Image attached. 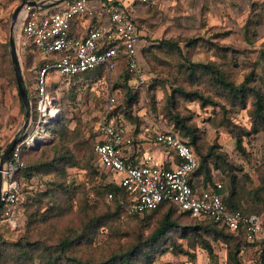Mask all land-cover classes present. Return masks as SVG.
Listing matches in <instances>:
<instances>
[{"label": "rangeland", "instance_id": "374dc122", "mask_svg": "<svg viewBox=\"0 0 264 264\" xmlns=\"http://www.w3.org/2000/svg\"><path fill=\"white\" fill-rule=\"evenodd\" d=\"M22 1L0 0V143L5 147L25 119L9 45L12 15ZM133 8L141 31L140 62L147 77L132 109L133 115L141 118L140 127L144 129L158 123L162 128H171L175 125L171 111L189 116L199 127L200 143L204 148L218 144V149L243 163L251 173L249 187L257 186L259 167L264 162V130L243 136V145L251 153V156L244 155L223 123L228 118L241 128L251 129L252 98L246 107L229 105L213 78L200 72L191 74L187 66L190 61L213 62L236 82L255 72L258 83L264 84V0L135 1ZM19 32L20 24L15 32L17 40ZM165 40L176 42L178 46H171ZM18 49L26 85L32 89L38 66L37 54L19 43ZM97 70H89L77 81L60 75L56 80L49 75V84L58 83L56 104H61V113L55 121L61 119L67 127L64 135L60 134L56 139L48 131L27 146L25 160L28 166L39 167L31 170V176L23 172L20 177L24 200L17 209V226L0 220V237L7 241L22 237L36 245L39 242L57 245L62 239L72 238L66 256L77 257L81 262L92 260L94 264L122 253L139 237L144 239L162 217V214L149 217L120 212L114 200L96 192L101 183L113 179L112 173L98 163L91 150L106 96V88L89 84ZM179 85L213 95L225 107L222 104L201 107L198 100H188L175 91ZM126 88L124 86L122 91ZM128 123L133 131L140 129L134 118L129 117ZM63 153L67 158L54 160ZM74 159L76 164L72 163ZM48 161L54 165L43 164ZM80 163H90L92 170L81 167ZM213 173L216 179L222 175L215 169ZM116 211L118 213L114 214ZM259 213L264 214V211ZM99 215L106 221L86 227L92 217ZM171 240L196 251V264H227L226 244L222 241L215 242L218 259L213 260L201 246L191 248L188 238L181 237L179 232H174L168 242ZM247 245L242 256L244 263L256 258L260 252L253 245L255 250L244 257ZM66 256L59 264H76ZM36 262L40 263V259ZM144 264H192V260L185 252L175 253L169 249L155 252L154 259Z\"/></svg>", "mask_w": 264, "mask_h": 264}, {"label": "built area", "instance_id": "2783aa9c", "mask_svg": "<svg viewBox=\"0 0 264 264\" xmlns=\"http://www.w3.org/2000/svg\"><path fill=\"white\" fill-rule=\"evenodd\" d=\"M35 8L28 7L21 16L18 43L25 48L35 46L44 62L36 68L31 91L35 99V106L32 104L35 118H30L28 128L2 169L0 205L7 221L13 227L17 226V209L24 200L16 178L26 166L22 148L42 138L43 133L48 134L46 126L61 113L56 104L57 96L49 88V75L52 74L53 79L59 75L72 77L104 68L94 83L106 88L107 109L100 117L93 150L98 163L131 193L127 208L143 212L158 207L162 201H171L193 217H212L233 232L242 230L248 241L258 243L256 246L261 251L264 248V214L232 212L215 188L192 185V174L200 160L178 129H165L153 123L139 134V138L152 139L180 158L176 166L168 167L158 160L153 149L144 148L135 141L123 115L108 118V111L120 100L121 88L115 85L114 69L121 57L127 61L132 85H143L147 78L140 62L141 31L133 1L71 0L66 6L49 13ZM74 22H79L77 31L73 30ZM221 186L222 182H218L216 187ZM112 196L110 192L109 197ZM259 254L249 264H262Z\"/></svg>", "mask_w": 264, "mask_h": 264}, {"label": "trees", "instance_id": "16d2710c", "mask_svg": "<svg viewBox=\"0 0 264 264\" xmlns=\"http://www.w3.org/2000/svg\"><path fill=\"white\" fill-rule=\"evenodd\" d=\"M33 9L36 8L33 7ZM164 42L170 44L171 46H178L176 42L170 40H165ZM29 48H32L34 53L37 54V65L42 64L44 60L41 58L40 51L35 46H30ZM187 67L189 68L191 74L200 72L202 74L209 75L210 78H213L215 84L219 88L220 94L224 95L225 100L229 105L235 106L239 104L242 107H246L249 99L252 98L250 112L253 122L251 129L241 128L228 118L227 121H223V123H225L224 125L229 128L232 135L236 138L237 149L243 152L244 155L251 156L250 151H246V147L243 145V136L253 132H258L259 130H264V84L258 83L255 72L248 73L243 81L236 82L229 78L225 70L220 69V67L213 62L207 63L202 61H190ZM103 70L104 68L97 70L98 73L96 76H93V79L89 83L90 85L94 84L96 77L101 75L104 72ZM127 70V61L124 57H121L119 65L116 69H114V81L115 85L120 86L122 94L116 105L108 111V118H111L112 115H123L127 121L129 120V117L134 118V120L138 122L137 125L140 127L141 118L138 115L134 116L132 109L139 100V92L144 89V84L139 86L132 85L129 82L131 74ZM88 71L78 73L74 76L72 75L71 79H73V81H77L81 77H84ZM66 78L67 76H64V79ZM16 83L18 86L17 77ZM57 85L58 83H54L49 86L50 90L54 94L56 93ZM124 86H127V88L126 91L123 92L122 88ZM153 86L154 85H152V87ZM28 89L31 95L32 104L35 106V99L31 94L32 89L29 87ZM175 91L180 92L188 100H198L201 107L224 104L217 101L213 95L207 94L200 89L189 90L184 86L179 85L175 88ZM18 92L21 99V105L26 111V106L21 96L19 87ZM104 97L105 104L103 112L107 109V98L106 96ZM223 106L225 107V105ZM34 110L35 107L31 111L32 119L35 118L36 112H34ZM170 114L175 120V125H172L171 127L178 129L180 134L188 139L191 146H193L192 148L195 149L197 155L199 156V165L192 174V185L203 188L207 186L215 188L221 194L227 208L232 212L241 211L244 214L263 212L264 162L259 167L258 185L255 187H249V181L252 180V175L243 163H238V161L231 159L226 151L217 148L219 146L218 144L209 145L204 148V146L200 143L201 133L199 132L197 124L190 121L191 118L184 114L178 112L174 113L172 111ZM66 127V124L61 119L55 121L53 124L47 125L48 131L51 133L53 139H56L58 135L63 134ZM141 130L142 127L134 131L132 130V133L135 136V141L137 142L140 140L139 134ZM67 133L68 132L65 134ZM94 145L95 141L93 142L91 150L94 149ZM88 147H90V145H88ZM5 148L6 147L0 143V156ZM26 148H28L26 145L22 148V156L24 160ZM93 152L95 153V150H93ZM64 158H67L65 153L55 157L54 160ZM76 162L77 161L75 159L72 160L73 164H76ZM43 164L52 166L54 165V162L48 161ZM80 164L81 167L87 168V170H92V165L90 163ZM37 167H39V165L28 166L26 162V166L16 175L20 186V177H22L23 172H26L28 176H31L33 172L31 170ZM214 169L222 173L219 179L215 178L213 173ZM218 182H222V186L220 188L216 187ZM96 192L101 196H107L108 198L114 200L117 209L120 212L124 211L128 215L140 216L142 214H146L150 217L162 214L158 224L153 227L148 236L144 239L139 237L136 243L122 251V253L114 255L109 260L106 259L96 264H144L145 262H151L154 259L155 252L161 253L169 249H172L175 253H187L192 260V264H196V251L183 248V245H181V243H177L175 240H171V243L168 242L169 239L172 238V234L174 232H179L181 237L188 238L189 246L191 248H195L197 245L201 246L213 260L218 259L215 242H224L226 244L227 264H245L242 257L245 251V244H248V247L251 245L256 246L258 244L257 242L248 241L242 230L233 232L227 225L216 222L212 217H193L189 211L180 209L177 204L171 201H162L158 207L147 209L143 212L130 211L127 208L126 203L131 199V193L125 189L124 186L120 185L115 178L114 180L112 179L111 181H104L101 183ZM110 192L113 193L112 197H109ZM117 213L118 211L114 212V214ZM0 220L7 221L2 205H0ZM105 221L106 218L102 215L94 216L87 222L86 227L102 224ZM71 241L72 238H65L57 245L47 242H39V244L36 245L32 240L24 241L22 237L16 239L15 241H7L6 239L0 237V264H59L60 259H62L64 255L66 256L68 246ZM66 257L69 260H73L76 264H94L92 260L81 262V259L77 257H73L71 255ZM37 258L40 259V263L36 262ZM259 258L262 264H264V248L260 251Z\"/></svg>", "mask_w": 264, "mask_h": 264}, {"label": "water", "instance_id": "95a60500", "mask_svg": "<svg viewBox=\"0 0 264 264\" xmlns=\"http://www.w3.org/2000/svg\"><path fill=\"white\" fill-rule=\"evenodd\" d=\"M61 1H64V0H55L50 3H45L40 0H23L19 4V6L16 8V10L14 11L12 15L11 28L9 32L10 33V39H9L10 50H11V56H12V63H13L14 70H15L14 73H16L18 87H19L21 96L23 98V101L25 103V106H26V111H25L26 113H25V119L22 124V127L17 131L13 139L10 141V143L5 148V150H3V153L0 156V190L2 189V183H3L2 169H3L4 163L8 159L11 153V150H13V148L19 142L20 137L23 135V133L28 128L30 124L31 114H32L31 112L32 103L30 99V92H29V89L26 85V81L24 78L22 63H21L19 49H18V40H17V37H16L17 35L15 32L17 31V26L19 24L22 14L25 12V10L28 7L46 8V7H51ZM0 195H1V191H0Z\"/></svg>", "mask_w": 264, "mask_h": 264}, {"label": "crops", "instance_id": "0c3cea01", "mask_svg": "<svg viewBox=\"0 0 264 264\" xmlns=\"http://www.w3.org/2000/svg\"><path fill=\"white\" fill-rule=\"evenodd\" d=\"M40 1H43L45 3H50V2H53L55 0H40ZM69 1H71V0H64V1H61L62 2L61 4H59L60 3L59 2V3H57L58 5L55 4V5L51 6V7L40 8V10L42 11V13H49L51 11H54L56 9H60V8H62L64 6H66ZM109 1H127V2L133 1V3H135V1H138V0H109ZM138 3H139V1H138ZM78 28H79V22H74L73 23V30L77 31ZM140 141H141V144L143 145L144 148L153 149V151L155 152L158 160L163 162L166 166L174 167L180 162V158L176 157V155H174V153L172 151H170V150L168 151V150L163 149L164 146L159 144V143H157L156 141H154L152 139H146V138H140ZM253 248H254L253 246L248 247L247 248V253L244 255V257H247L248 254L251 255L252 250L257 249V247H255V249H253ZM244 259L246 260L247 258H244ZM250 261L251 260H248L245 264H249Z\"/></svg>", "mask_w": 264, "mask_h": 264}]
</instances>
